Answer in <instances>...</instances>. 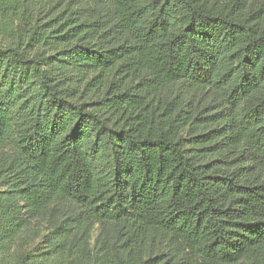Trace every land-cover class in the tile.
<instances>
[{
  "label": "trees",
  "instance_id": "16d2710c",
  "mask_svg": "<svg viewBox=\"0 0 264 264\" xmlns=\"http://www.w3.org/2000/svg\"><path fill=\"white\" fill-rule=\"evenodd\" d=\"M45 215L50 264H264V0H0V243Z\"/></svg>",
  "mask_w": 264,
  "mask_h": 264
},
{
  "label": "rangeland",
  "instance_id": "374dc122",
  "mask_svg": "<svg viewBox=\"0 0 264 264\" xmlns=\"http://www.w3.org/2000/svg\"><path fill=\"white\" fill-rule=\"evenodd\" d=\"M225 4L233 0H218ZM54 218L45 215L28 222L27 229L20 233L12 241L0 243V264H50L51 260H45L41 251L45 245L44 235L52 228ZM29 253L27 263L23 262V256ZM61 264V263H60ZM63 264H76V262H64Z\"/></svg>",
  "mask_w": 264,
  "mask_h": 264
}]
</instances>
